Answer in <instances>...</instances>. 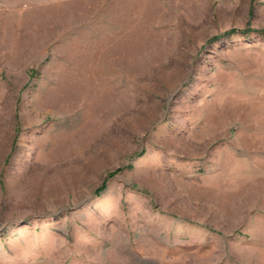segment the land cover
<instances>
[{
    "label": "rangeland",
    "instance_id": "rangeland-1",
    "mask_svg": "<svg viewBox=\"0 0 264 264\" xmlns=\"http://www.w3.org/2000/svg\"><path fill=\"white\" fill-rule=\"evenodd\" d=\"M0 264H264V0H0Z\"/></svg>",
    "mask_w": 264,
    "mask_h": 264
},
{
    "label": "trees",
    "instance_id": "trees-1",
    "mask_svg": "<svg viewBox=\"0 0 264 264\" xmlns=\"http://www.w3.org/2000/svg\"><path fill=\"white\" fill-rule=\"evenodd\" d=\"M105 188V184L100 188V191L103 190Z\"/></svg>",
    "mask_w": 264,
    "mask_h": 264
},
{
    "label": "bare ground",
    "instance_id": "bare-ground-1",
    "mask_svg": "<svg viewBox=\"0 0 264 264\" xmlns=\"http://www.w3.org/2000/svg\"><path fill=\"white\" fill-rule=\"evenodd\" d=\"M67 107H68V106H67ZM69 107H70V106H69ZM69 107H68V108H69Z\"/></svg>",
    "mask_w": 264,
    "mask_h": 264
}]
</instances>
